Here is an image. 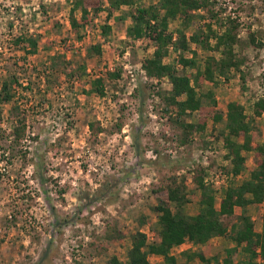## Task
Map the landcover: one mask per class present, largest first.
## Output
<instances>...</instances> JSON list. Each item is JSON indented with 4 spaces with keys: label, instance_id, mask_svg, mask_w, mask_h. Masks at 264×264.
<instances>
[{
    "label": "rangeland",
    "instance_id": "374dc122",
    "mask_svg": "<svg viewBox=\"0 0 264 264\" xmlns=\"http://www.w3.org/2000/svg\"><path fill=\"white\" fill-rule=\"evenodd\" d=\"M73 1L0 0V78L17 80L12 100L0 105V264L124 261L137 231L149 242L159 240L154 206L168 186H185L191 200L184 209L193 214L200 198L198 178L214 189L218 202L225 187L240 182L254 166L253 153L243 152L245 170L231 173L221 133L227 103L243 105L253 136L264 140V110L253 115V104L264 101V0H207L206 7L194 11L185 33L198 32L202 43L192 42L184 51L194 60L185 72L194 81L211 54L203 49L207 23L217 34L234 24L240 63L239 71L198 80L203 105L212 102L205 94L209 91L223 120L213 126L212 118L206 122L200 111L182 116L195 123L186 142L185 128L173 109L166 111L162 97L171 83L165 76L147 77L142 68L154 43L126 34L131 12L158 0H133L110 16L107 8L88 7L82 28L70 23ZM74 16L80 20L81 12ZM105 23L110 25L106 34ZM180 27L179 19L170 20L168 31L175 37ZM21 35L37 40L34 53H25L27 41L16 42ZM214 42L208 40L210 46ZM168 49L164 61L181 72L179 51L173 44ZM97 77L104 81L103 94L93 88ZM13 105L18 110L12 111ZM22 115L25 128L17 139L14 129ZM202 122L207 126L201 135L196 128ZM262 211V204L248 211L258 230ZM237 220L235 214L223 217L227 227ZM242 248L215 236L204 244L185 242L170 253L182 264H224L228 255L230 264H238L247 257ZM148 259L167 264L161 256ZM256 264L264 259L257 257Z\"/></svg>",
    "mask_w": 264,
    "mask_h": 264
},
{
    "label": "trees",
    "instance_id": "16d2710c",
    "mask_svg": "<svg viewBox=\"0 0 264 264\" xmlns=\"http://www.w3.org/2000/svg\"><path fill=\"white\" fill-rule=\"evenodd\" d=\"M152 1V0H151ZM133 0H74L70 7V23L73 28H82L88 16V7L92 11L108 9V16L112 11L121 6L133 4ZM207 0H158L157 4L149 3L131 12V25L127 27L126 34L132 39L141 37L148 38L154 43L152 56L146 58L142 63V68L149 78L167 77L171 83L170 90L162 94L164 101H167L166 111L170 113L173 109L175 119H178L185 128L183 142L187 141L188 134L195 129V123L184 122L181 117L194 112H202L206 119L211 117L213 126L223 120L222 115L214 109L215 100L207 91L210 103L202 102L200 79L212 80L217 75H224L226 71L234 68L239 71L240 59L237 58L235 46L239 44L236 34L231 32V27L226 28L221 34H217L207 23L209 34L206 35V45L203 49L211 54L207 55L203 71L197 72L193 77L185 72L187 66L192 65L194 60L188 58L183 53L190 48V43L201 44L198 32H193L188 37L186 29L194 17L193 13L200 8L206 7ZM81 12V19L74 16L75 11ZM179 19L181 27L174 33L168 31L170 20ZM110 31V25L105 23L102 26L104 34ZM175 38V39H174ZM210 38H215L214 45L208 44ZM27 41L25 53H34L37 50V40L33 37L20 36L16 42ZM173 44L175 50L179 51L177 62L181 64L182 70L178 71L176 64L164 61L169 56L168 45ZM261 42L257 41V45ZM30 46V47H28ZM92 48H96L92 46ZM99 51V50H98ZM220 55L216 57L214 52ZM196 54V51H194ZM193 53V54H194ZM118 76L116 73H108V76ZM0 85V105L7 103L14 97L13 82L17 81L14 76L1 77ZM103 79L97 77L93 79V88L98 93L103 94ZM202 89L201 91H199ZM19 107L13 105L11 110H18ZM170 108V109H169ZM264 110V101L258 100L253 104V115H259ZM201 114V115H202ZM200 115V116H201ZM208 116V117H207ZM169 118L172 119L171 115ZM248 115L244 112L243 105L238 102L227 103L226 119H224L221 133L224 135L223 145L227 150L226 157L230 159L231 173L234 176L245 170V156L243 152H252L254 156V166L249 169L248 174L238 183H231L223 190V196L217 202L214 189L206 185L203 177L197 179V190H200V198L197 202L195 214L185 212L184 206L191 198L184 191L185 186H168L164 197H159L158 203L154 206L157 222L160 226L159 240L149 242L143 232L137 231L132 236L131 248L128 250L127 258L119 261L112 258L110 264H150L148 256L150 254L161 256L167 264H182L177 256L170 253L173 247L179 246L188 241L193 245L204 244L215 236H224L235 242L236 246L242 245V250L246 253V260L239 261L238 264H256L257 257L264 259V140L257 141V137L251 132V125L248 122ZM19 125L14 129L16 138H20L24 132V116L18 118ZM207 122V121H206ZM205 122L197 124L201 135L206 128ZM256 138V141L254 139ZM263 205L261 215V229L255 228L251 219L249 208L252 205ZM235 210H239L236 214ZM236 215L239 220L234 221L230 227L223 222V217ZM235 249H229L230 254ZM197 255L193 253V255ZM190 256L192 253H185ZM201 259H203L200 256ZM229 255L224 259V264H230Z\"/></svg>",
    "mask_w": 264,
    "mask_h": 264
},
{
    "label": "crops",
    "instance_id": "0c3cea01",
    "mask_svg": "<svg viewBox=\"0 0 264 264\" xmlns=\"http://www.w3.org/2000/svg\"><path fill=\"white\" fill-rule=\"evenodd\" d=\"M196 209H197V207H196ZM235 212H236V210H235ZM196 213V212H195ZM195 213H193V214H195ZM251 216V215H250ZM186 242H188V241H186ZM185 243V242H184ZM184 243L183 244H181V245H179V246H176V247H180V246H182V245H184ZM190 243V242H189ZM174 248V247H173Z\"/></svg>",
    "mask_w": 264,
    "mask_h": 264
}]
</instances>
